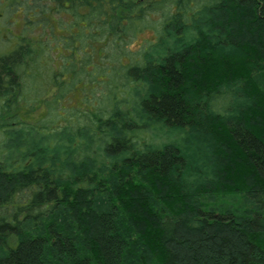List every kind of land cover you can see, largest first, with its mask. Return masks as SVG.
<instances>
[{
	"label": "trees",
	"instance_id": "trees-1",
	"mask_svg": "<svg viewBox=\"0 0 264 264\" xmlns=\"http://www.w3.org/2000/svg\"><path fill=\"white\" fill-rule=\"evenodd\" d=\"M30 1L0 53V264H264V0Z\"/></svg>",
	"mask_w": 264,
	"mask_h": 264
},
{
	"label": "rangeland",
	"instance_id": "rangeland-1",
	"mask_svg": "<svg viewBox=\"0 0 264 264\" xmlns=\"http://www.w3.org/2000/svg\"><path fill=\"white\" fill-rule=\"evenodd\" d=\"M21 3L24 4L22 0ZM21 3L14 2V0H0V53H7L13 50V47H15L16 45L15 43L20 40L22 33L27 36L30 35L33 31V34L35 33L36 28L35 25L32 24L31 18H27L26 21L24 20L25 13H29V10H32L31 8H29L31 5L33 7L32 1L28 0L26 6L29 7L23 6ZM17 6H20L21 8L19 9L17 8ZM23 25H25L24 29ZM153 36L154 35L152 31H146L142 33L136 45L140 44L142 40L150 39ZM69 104L70 103L68 102L67 105ZM40 113L41 112H37L36 115L38 116ZM217 197H219L220 199H225L231 204L239 205L241 203L243 204V206H246L247 204V199L241 193L239 194V192L218 193ZM208 201L210 204H213L212 195H210Z\"/></svg>",
	"mask_w": 264,
	"mask_h": 264
}]
</instances>
